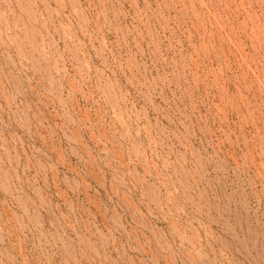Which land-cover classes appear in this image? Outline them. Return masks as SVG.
Wrapping results in <instances>:
<instances>
[{"label": "rangeland", "instance_id": "rangeland-1", "mask_svg": "<svg viewBox=\"0 0 264 264\" xmlns=\"http://www.w3.org/2000/svg\"><path fill=\"white\" fill-rule=\"evenodd\" d=\"M0 264H264V0H0Z\"/></svg>", "mask_w": 264, "mask_h": 264}]
</instances>
